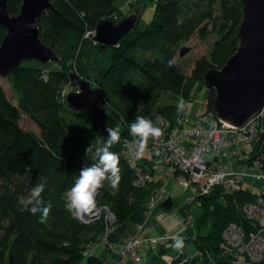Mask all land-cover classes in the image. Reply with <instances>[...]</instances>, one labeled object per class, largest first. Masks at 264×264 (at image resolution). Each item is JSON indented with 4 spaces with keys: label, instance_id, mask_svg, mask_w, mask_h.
<instances>
[{
    "label": "trees",
    "instance_id": "trees-1",
    "mask_svg": "<svg viewBox=\"0 0 264 264\" xmlns=\"http://www.w3.org/2000/svg\"><path fill=\"white\" fill-rule=\"evenodd\" d=\"M122 1L53 0L57 12H46L38 20V26L41 40L60 56L62 69L48 71L40 62L32 61L34 65L23 62L8 76L16 103L8 98L0 84V260L4 263L102 264L93 254L84 256V251L102 238L105 224L83 223L65 207L66 194L74 186L80 170L94 163L85 152L86 147L102 146L108 126L120 132V142L111 149L119 157L122 176L119 192L112 195L108 182L99 192L103 203L115 214L116 224H122L143 209L160 186L154 173L145 185H137L139 174L151 169L152 164L145 162L136 169L121 155L123 139L131 137L130 124L137 116L151 119L155 125L158 117L164 116L176 124L177 103L160 105L162 94L178 97L185 105L193 101L196 85H205L206 72L223 68L238 50V32L243 19L241 0H204L208 7L205 13L201 8L194 10L191 0H138L131 7L140 1L155 2L150 23H144L139 14L136 27L114 46L84 37L105 19L116 23L123 20L127 14L120 6ZM215 3L221 6L218 15ZM21 5L22 0H11L9 13L17 15ZM202 14L209 20L208 24L218 29L221 38L215 41L209 58L196 59L188 76L176 63L169 68L168 61L175 59L178 48L203 23L205 17H199ZM6 33L0 26V40ZM45 73L47 79L43 77ZM72 75L90 80L103 93H111V82L121 77L124 88L121 91L130 95L125 98L114 92L122 105L131 110L133 102L144 106L134 107L131 112L106 106L101 114L90 108L74 110L61 95L64 86L78 83ZM132 93L139 99L131 97ZM215 95L216 91L209 89L208 110L213 112ZM25 115L38 124L40 137L21 126ZM37 183L45 184L42 196L45 204L52 205L46 223L39 222V213L21 211L18 204ZM257 196L258 193L246 189L223 194L220 188L201 196L203 213L198 224L210 225V233L196 234L189 239L205 255L217 256L227 224L236 222L250 228L242 207ZM197 260L194 256L185 264H196ZM202 263L207 264L208 258Z\"/></svg>",
    "mask_w": 264,
    "mask_h": 264
},
{
    "label": "built area",
    "instance_id": "built-area-1",
    "mask_svg": "<svg viewBox=\"0 0 264 264\" xmlns=\"http://www.w3.org/2000/svg\"><path fill=\"white\" fill-rule=\"evenodd\" d=\"M96 35L97 29L94 28L88 30L84 37L97 43ZM43 77L47 79V74ZM77 92H80V87ZM69 93V90L62 92L63 100ZM206 95L207 90L204 97L199 96L203 111L195 116H191L187 107L179 112L174 125L166 117L159 116L156 126L163 130V135L158 141L149 139L142 158L135 157L132 136L123 139L121 155L136 169L145 162L152 164L151 169L139 174L137 185H145L153 178V173L154 178L160 181V186L144 207L148 216L155 213L159 203L168 202L178 186L185 190L188 204L200 209V197L210 194L215 188H220L223 194H232L242 189L252 191L253 186L248 181L260 184L256 199L242 207L250 228L230 222L223 229L217 256L205 255L200 249L194 256L200 262L207 257L208 264H264V108L242 126H236L219 120L215 112L208 110ZM186 223L193 225L191 214ZM142 227L122 243L120 264H141V244L159 241L144 237ZM110 230L108 227L107 232ZM191 236L179 238L186 242ZM91 247L89 245L84 251V256L91 255ZM188 260L182 249L167 264H185Z\"/></svg>",
    "mask_w": 264,
    "mask_h": 264
},
{
    "label": "water",
    "instance_id": "water-1",
    "mask_svg": "<svg viewBox=\"0 0 264 264\" xmlns=\"http://www.w3.org/2000/svg\"><path fill=\"white\" fill-rule=\"evenodd\" d=\"M11 0H0V26L7 30L0 46V79L8 77L23 62L60 63L57 52L40 38L38 20L48 11L57 12L53 0H22L18 15L9 13ZM243 19L239 27L240 45L221 69L212 68L204 76V84L214 89L213 109L219 120L242 126L264 108V0H241ZM139 22L138 13L119 23L105 19L96 26L95 41L114 46ZM190 51L183 47L181 56ZM80 92H71L66 101L77 111L90 108L103 113L105 98L88 80L72 75ZM95 98L94 100L92 98Z\"/></svg>",
    "mask_w": 264,
    "mask_h": 264
},
{
    "label": "rangeland",
    "instance_id": "rangeland-1",
    "mask_svg": "<svg viewBox=\"0 0 264 264\" xmlns=\"http://www.w3.org/2000/svg\"><path fill=\"white\" fill-rule=\"evenodd\" d=\"M138 0H123L120 3V6H122L124 12L127 14V16L133 14V13H138L142 14L143 17V22L144 23H150L154 11H155V2L154 1H149V2H145V1H140L137 5H134L131 7L132 4H135ZM193 1V8L194 10H199V8L203 9L202 11L205 13L208 10L207 7V2L204 0H191ZM195 4H197V6H195ZM146 5V6H145ZM215 14L218 15L221 13V6L218 3H215ZM193 10V11H194ZM20 12V11H19ZM18 12V14H19ZM201 12V10L199 11V13ZM17 14V15H18ZM199 17H205L203 16V14ZM209 20L207 19V17H205L203 19V23H201V25H199L196 29V32L192 35L191 39L181 45L178 48V53L177 56L175 57V63L178 66V69L183 72L184 74H187L188 76L191 75L192 70L194 69V65H195V61L196 59L202 57V56H206L209 58L210 53L213 49L214 43L216 40L221 38V33L218 31V29L216 30L212 24H208ZM4 38V37H3ZM3 38L0 40V46L2 44ZM232 44H236L235 41H232ZM240 43H238V48H239ZM183 47H187L190 48V51L187 52L185 55L181 56V49ZM30 61V60H29ZM27 65H34L35 63L30 61V62H26ZM43 68L45 70H56V69H62V66L60 63H56V62H48L45 63L43 65ZM121 75V74H120ZM119 75V76H120ZM87 80V79H85ZM91 84V86L95 89H99L97 86L95 87V85H93L91 83L90 80H88ZM0 84L3 86V88L5 89L8 98L13 102L16 103V96L15 93L11 87L10 81L8 79V77H2L0 79ZM198 84V83H197ZM202 86V90L199 91V88ZM204 86V87H203ZM111 93H107L106 92H102L104 98H105V102H106V106L107 107H118L122 110H125V112H131L134 107H140L142 108L144 106V103H138V105L133 102L132 103V110L126 108L125 106L122 105V101L119 99V95H115L114 92H119L121 94V96L128 98L130 95L127 92H123L121 91L123 88V78L118 77L117 80H115V83L111 82ZM65 90H69L70 92H77L79 90L78 87V83L73 84L70 83L66 86L63 87V91ZM198 95L195 96V98H193V101L188 102L185 106L188 109V112L191 113V116H195L199 113H201L203 111V109L200 107V102L198 100L199 96L202 97L205 93V91L207 90V95L205 96L204 99L208 98L209 95V90L207 89V87L205 85H201L198 84L196 85L195 88V93L198 92ZM137 94L132 93L131 97H133L134 99H139L138 97H136ZM204 97V96H203ZM130 99V98H129ZM181 100L178 97H174L171 94L168 93H163L160 100H159V104H168V103H178V101ZM64 102L67 103L66 99H64ZM66 113H69V111L67 110ZM21 126L27 130L30 131L32 133H34L36 136L41 135L40 132V128L38 126V124L36 122H34L32 119H30L28 116H23L22 121H21ZM248 183H250V185L253 186L252 191L255 193L260 192V184H256L253 183V181H248ZM184 189L181 186H178L172 193L171 197L177 198L179 200V204L178 206L180 207L178 210V213L174 212L172 214L173 217H187L189 216V206L184 204V202L187 201V197L184 194ZM70 191L67 192L66 194V201L68 198V193ZM95 201H96V205L95 208L92 209L91 212L89 213H85V212H76V211H71V214L73 217H75L77 220L86 223V224H97L100 222H103L105 224V231L104 233L101 235L102 237L107 235V228L108 227H113V225L116 224V217L115 214L113 213V211L110 209V207L103 203L102 201V195L100 194V192L97 193L96 197H95ZM202 210L199 208H196V206H191V216L193 217V225H191V233H196V234H200L202 236H205L207 234L210 233V225L205 224L202 226H199L198 221L199 218L202 215ZM79 214V215H78ZM158 235V232L156 229L152 230L149 234H147L148 238H153L156 237ZM102 238H100L101 240ZM99 241V239L97 240ZM97 241H95L94 243H91L90 246L94 245ZM142 246V245H141ZM140 246V249H142ZM196 253V245L194 244L193 241H191L190 243L187 244V254L189 256H194ZM142 256L144 255V252H141ZM0 264H5L4 262H2L0 260ZM8 264V263H7Z\"/></svg>",
    "mask_w": 264,
    "mask_h": 264
},
{
    "label": "clouds",
    "instance_id": "clouds-1",
    "mask_svg": "<svg viewBox=\"0 0 264 264\" xmlns=\"http://www.w3.org/2000/svg\"><path fill=\"white\" fill-rule=\"evenodd\" d=\"M175 64V59L168 61L171 68ZM95 99L94 97L92 98ZM185 109L184 101L181 99L177 103V111L182 112ZM130 135L133 137V145H135V157L140 159L144 156L149 139L158 141L163 130L156 126L151 119L144 116H137L135 122L129 126ZM107 139L103 141L102 146L93 148V145L86 147L85 152L91 155L94 163L91 166L85 165L79 172V176L74 186L68 193L66 209L68 211L89 213L95 208V197L99 190L108 182L112 191V195L119 192V186L122 179L119 167L118 155L111 151L112 147L120 142V132L118 129L108 126L106 128ZM127 143V141L125 142ZM45 184L37 183L26 198H20L18 204L21 211H30L32 214L39 213V222L46 223L52 208L50 202L45 204L42 193L45 191ZM173 247L180 251L183 249V238H174Z\"/></svg>",
    "mask_w": 264,
    "mask_h": 264
},
{
    "label": "crops",
    "instance_id": "crops-1",
    "mask_svg": "<svg viewBox=\"0 0 264 264\" xmlns=\"http://www.w3.org/2000/svg\"><path fill=\"white\" fill-rule=\"evenodd\" d=\"M201 90L202 86L199 88V91ZM178 202L179 200L177 198L170 196L168 202H161L158 204L152 216H148L143 208L132 214L126 222L113 225L107 235L103 236L101 240L92 245L91 255L93 254L99 257L102 262L107 264H120L122 262L120 253L122 243L127 236L136 234L139 227L143 226L142 234L144 237L148 238L147 234L156 229L158 235L153 238L159 239V241L156 244H141L142 249L140 252H144L145 255L142 256L141 264H167L168 260L177 257L179 254V251L173 247L175 243L174 238H179L182 235H193V233H191V224L186 223V219L189 216H172L174 212L178 213L180 208ZM184 204L189 206L190 214L191 206L187 201L184 202ZM190 242V239L184 242L183 249L185 257L193 258L194 256H189L187 254V244ZM196 264L203 263L197 260Z\"/></svg>",
    "mask_w": 264,
    "mask_h": 264
},
{
    "label": "bare ground",
    "instance_id": "bare-ground-1",
    "mask_svg": "<svg viewBox=\"0 0 264 264\" xmlns=\"http://www.w3.org/2000/svg\"><path fill=\"white\" fill-rule=\"evenodd\" d=\"M79 215V214H78Z\"/></svg>",
    "mask_w": 264,
    "mask_h": 264
}]
</instances>
